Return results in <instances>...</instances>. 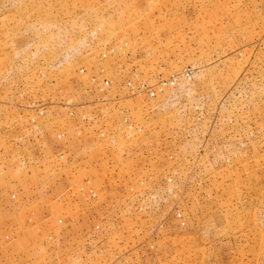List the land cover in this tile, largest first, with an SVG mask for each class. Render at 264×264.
Segmentation results:
<instances>
[{
    "label": "rangeland",
    "instance_id": "374dc122",
    "mask_svg": "<svg viewBox=\"0 0 264 264\" xmlns=\"http://www.w3.org/2000/svg\"><path fill=\"white\" fill-rule=\"evenodd\" d=\"M189 66L190 93L143 119L156 158L147 142L125 159L120 109L131 104L105 103L89 77L123 96L128 79ZM32 105L47 110L42 135L18 144ZM0 148L30 159L25 178L18 160L0 162V212L12 185L42 187L50 218L44 246L33 231L10 242L0 218V264H264V0H0ZM86 178L100 191L94 222L69 191Z\"/></svg>",
    "mask_w": 264,
    "mask_h": 264
},
{
    "label": "built area",
    "instance_id": "2783aa9c",
    "mask_svg": "<svg viewBox=\"0 0 264 264\" xmlns=\"http://www.w3.org/2000/svg\"><path fill=\"white\" fill-rule=\"evenodd\" d=\"M118 48L121 50L123 49V46L119 45ZM108 51L109 50L106 49L101 52V55L104 59L107 58ZM84 71L85 70L82 69L81 73H83ZM196 75L197 68L189 66L180 72L173 73L168 76H151L148 79L142 78L139 80L128 79L127 83L125 84L127 87V93L123 96H121L120 94L109 93V91L111 90V85L113 83L111 79L100 78L97 75H91L89 77V81L92 84L94 92L100 96H104L105 103H111L112 105V103L120 104L124 102H129L131 104L130 106L128 105L127 107L125 106L120 109V114L122 115V130L118 135L121 137L119 138V140L120 143L122 142V146L124 148L123 154L121 156H123L125 159H133L136 157L137 154L141 155L144 153L142 150L143 143L149 142V146L151 148L148 150V157L156 158V146L154 145V147L153 145H151V136L149 138L147 133V129L152 128L153 123L148 124L147 122L146 124L144 123L143 119H153L154 114L151 118V113L156 112L155 110L162 109L164 111H167L166 106L171 105L170 102L174 98L175 93H190L189 87L195 82ZM135 102H137L138 105L135 106ZM156 102L160 103L159 106L155 104ZM107 108L108 113H110V105H108ZM117 108L120 107L118 106ZM194 108L198 110L199 106L196 105ZM24 110L27 111V114L25 116V121L22 122L21 125H23L24 129L27 132L26 134L21 135L17 139H14L15 142H17L18 144H24L25 142L30 141L29 135H34L36 137H38L39 135L41 136L43 127L48 117L46 108L41 105H32L30 107H26ZM140 113L143 114V117H140ZM23 114L24 113H21V115ZM195 114L202 115L203 113L200 110L195 112ZM71 115H73V113H71ZM198 119H200V117H198ZM111 135L114 137L118 136L115 134ZM64 136V133H60L58 134V139H62ZM11 141L12 140H9L8 142ZM18 151L19 157L13 155L10 156L7 153H4V151L0 148V161H7L12 159H15L16 161L18 160L23 170H26L27 163L30 162L29 156L22 153L20 148L18 149ZM60 155H62V152H60L57 156ZM61 158H63V156H61ZM168 159L171 161L176 160L175 154L171 152L168 155ZM132 175H139V172L132 173ZM69 191H72V193H70V196L72 197V199L75 200L76 205H78L79 207H82V205H80V203L77 201L79 197L86 200V204L84 206L88 207H95V205H97L96 203L100 201V191L93 186L91 179L88 178H86V180H84L82 183L74 187H70ZM10 199L15 203L18 202V193L11 192ZM130 207L135 206L130 204ZM174 217L180 228H185L187 226L186 217L179 208H177ZM27 221L30 224L35 225L34 211L28 213ZM63 221V219H59L58 223L63 225ZM104 223L105 222L101 223L100 221L96 222L94 229L96 231H105L106 234L107 230L104 226ZM40 230V228L37 229L38 232H40ZM13 237V233H8V235H6V239L9 241H11ZM49 238L53 239L54 236L50 235Z\"/></svg>",
    "mask_w": 264,
    "mask_h": 264
},
{
    "label": "crops",
    "instance_id": "0c3cea01",
    "mask_svg": "<svg viewBox=\"0 0 264 264\" xmlns=\"http://www.w3.org/2000/svg\"><path fill=\"white\" fill-rule=\"evenodd\" d=\"M125 161H127V160H125ZM0 162H1L2 165L5 164V166H7L6 165L7 162H9V163L11 162V164H8L10 166L15 161H13V160H7V161L3 160V162L2 161H0ZM14 166H18V164L14 165ZM88 171H89L90 174H92L96 170L95 169L94 170L91 169V170H87V172ZM23 172H24V170H23ZM132 173H136V169ZM21 174H23V176H22L23 178H25L26 175H27V174H25V172L21 173ZM40 174H42V173H40ZM42 177H44V175H41V177L39 179H41ZM22 180H24V179H22ZM13 187L14 186L12 185V188L9 189L10 191L9 190L8 191L10 192V194H11V192H17L18 196H19V200H18V202L13 203V204L10 202L11 203L10 207L8 209H5V211L3 210L2 212H0V218L3 220V222H6V225H7L6 229H4V231L8 230L7 233H13L14 234V237H13V239L10 242L17 241V240H22V239H25V238L28 239L29 238V234H30L29 231H33V233H35L36 240L41 244V246H44L42 244V242H41L42 239H43V236L45 235L44 227L46 226L47 222L48 223L50 222V218L45 215V211H44V208H43L45 206V201L47 199V196H45V195H47V194L42 192L43 191L42 187H36L34 190H28V191H26L24 187H23V189H22V187L13 189ZM27 194L29 196H31L30 194H36L35 200H37V201L34 202V204H29L30 199L28 198ZM100 203H102V201ZM35 207L40 208V211H39V213L37 212V215L35 214V225H32V224H30L27 221L28 213H29L28 211L30 209L35 208ZM97 208H98V206L94 207L92 209H87L85 222H89V221L90 222H92V221L94 222V221L97 220V217H95V214H94V210H96ZM72 219H73L72 221L74 223H76L78 221V219L75 218V217H73ZM70 223H71V221H70ZM0 226H1V224H0ZM35 228L36 229L42 228V234L38 235L35 232ZM62 234L63 233L61 232L58 235V238H56V240L62 241L61 239L65 238V237H62Z\"/></svg>",
    "mask_w": 264,
    "mask_h": 264
}]
</instances>
